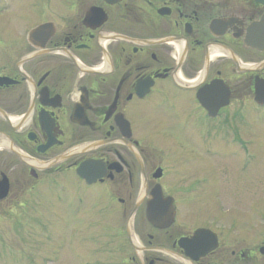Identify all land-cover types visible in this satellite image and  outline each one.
Instances as JSON below:
<instances>
[{"label": "flooded vegetation", "instance_id": "af4514ba", "mask_svg": "<svg viewBox=\"0 0 264 264\" xmlns=\"http://www.w3.org/2000/svg\"><path fill=\"white\" fill-rule=\"evenodd\" d=\"M253 108L257 0H0V236L62 204L100 264H264Z\"/></svg>", "mask_w": 264, "mask_h": 264}, {"label": "rangeland", "instance_id": "374dc122", "mask_svg": "<svg viewBox=\"0 0 264 264\" xmlns=\"http://www.w3.org/2000/svg\"><path fill=\"white\" fill-rule=\"evenodd\" d=\"M252 111L254 113L251 116L256 124H254L255 127H252V133L249 132V135L259 136V141L262 142L259 144V148L262 153L248 148L247 152L250 155L248 156L246 170L261 174L258 177L259 179L250 182L256 184L257 187L254 189L263 190L264 197V139L260 138L264 137V110L253 108ZM256 112L260 114L256 115ZM253 190L247 189L250 194L255 195ZM17 211L18 208H12L7 219L3 220V232L7 234L0 236V264H100V237L93 238L87 232L84 235L71 234L69 232L70 228L67 229L64 224L60 226L61 231L64 233L47 234L48 230L56 227L54 223L56 212H59L63 218H69V212L64 205L59 204L57 207L52 208L36 207L34 212L30 208L29 217H26L23 224L19 226L14 224L16 219L14 214ZM262 216H264V204ZM35 218H37L36 220L39 219L40 222L43 220V226L46 227V229L41 228V230H38L41 233H35L37 231L36 227L40 228L39 225L35 224ZM50 220H52V223H50ZM5 221H7V225ZM69 223H72V221L69 220ZM261 263V261H256L255 264ZM249 264L252 263L249 261Z\"/></svg>", "mask_w": 264, "mask_h": 264}, {"label": "water", "instance_id": "95a60500", "mask_svg": "<svg viewBox=\"0 0 264 264\" xmlns=\"http://www.w3.org/2000/svg\"><path fill=\"white\" fill-rule=\"evenodd\" d=\"M106 1L113 3V2L120 1V0H106ZM257 1L264 3V0H257ZM261 96H262L261 93L257 91L256 92V99L261 101Z\"/></svg>", "mask_w": 264, "mask_h": 264}]
</instances>
